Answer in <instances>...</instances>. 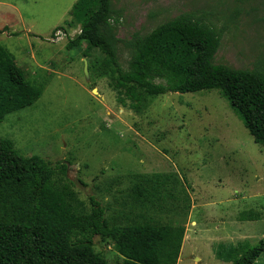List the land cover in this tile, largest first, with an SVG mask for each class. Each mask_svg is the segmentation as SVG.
I'll return each instance as SVG.
<instances>
[{"label":"rangeland","instance_id":"rangeland-1","mask_svg":"<svg viewBox=\"0 0 264 264\" xmlns=\"http://www.w3.org/2000/svg\"><path fill=\"white\" fill-rule=\"evenodd\" d=\"M77 1L0 0V47L29 83L43 87L31 106L3 118L0 138L23 157L67 164L65 174L86 208L93 197L119 210L131 175L173 174L180 201L157 214L184 228L176 264H232L216 258L219 246H253L264 236V148L217 90L158 96L140 114L120 102L98 51L85 58L84 46L66 49L79 33L78 25L67 26ZM113 3L121 40L192 13L222 30L216 64L251 70L264 61V0ZM236 8L241 13L230 23ZM118 55L124 68L128 52L120 46ZM94 244L109 264H120L112 245L98 238ZM254 264H264V253Z\"/></svg>","mask_w":264,"mask_h":264},{"label":"trees","instance_id":"trees-1","mask_svg":"<svg viewBox=\"0 0 264 264\" xmlns=\"http://www.w3.org/2000/svg\"><path fill=\"white\" fill-rule=\"evenodd\" d=\"M240 13L236 8L229 22ZM71 16L67 26L78 25L79 33L66 49L84 46L85 58L98 51L102 73L119 101H127L136 114L158 96L217 90L253 142L264 148V61L251 70L216 64L222 30L204 15L182 13L129 40L117 36L121 15L113 0H78ZM120 46L128 52L124 68ZM42 89L29 83L0 47V124L6 115L31 106ZM66 168L23 157L12 141L0 138V264H109L95 252L94 238L112 245L120 264H176L184 228L163 222L157 213L167 202L180 201L177 177L129 176L120 208L111 212L93 197L86 208ZM263 253L264 236L253 246H219L214 255L232 264H254Z\"/></svg>","mask_w":264,"mask_h":264},{"label":"water","instance_id":"water-1","mask_svg":"<svg viewBox=\"0 0 264 264\" xmlns=\"http://www.w3.org/2000/svg\"><path fill=\"white\" fill-rule=\"evenodd\" d=\"M84 73H85V75H86V77H87V64H86V61H84Z\"/></svg>","mask_w":264,"mask_h":264}]
</instances>
